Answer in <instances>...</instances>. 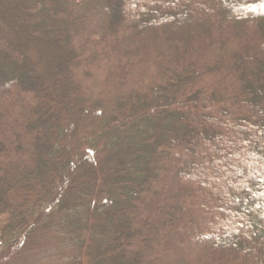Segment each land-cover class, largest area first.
Masks as SVG:
<instances>
[{
  "label": "trees",
  "instance_id": "16d2710c",
  "mask_svg": "<svg viewBox=\"0 0 264 264\" xmlns=\"http://www.w3.org/2000/svg\"><path fill=\"white\" fill-rule=\"evenodd\" d=\"M48 248L264 264V0H0V264Z\"/></svg>",
  "mask_w": 264,
  "mask_h": 264
},
{
  "label": "rangeland",
  "instance_id": "374dc122",
  "mask_svg": "<svg viewBox=\"0 0 264 264\" xmlns=\"http://www.w3.org/2000/svg\"><path fill=\"white\" fill-rule=\"evenodd\" d=\"M236 176H240V174L237 173ZM206 241L207 239H204V238L199 239L195 241L196 242L195 245L203 249V244ZM57 254H58V251L54 248H48V249H45V251H36L35 253H31L30 257H28L29 261L26 260L24 264H27V263H30V264H70L67 262V260L61 263L56 259L54 260V257H56Z\"/></svg>",
  "mask_w": 264,
  "mask_h": 264
}]
</instances>
